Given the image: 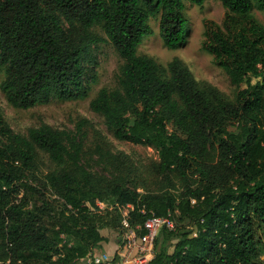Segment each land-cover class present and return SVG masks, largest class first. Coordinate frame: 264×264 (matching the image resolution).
<instances>
[{
	"label": "trees",
	"instance_id": "obj_1",
	"mask_svg": "<svg viewBox=\"0 0 264 264\" xmlns=\"http://www.w3.org/2000/svg\"><path fill=\"white\" fill-rule=\"evenodd\" d=\"M219 1L221 26L205 22L202 47L231 99L177 57L161 67L137 53L156 15L165 47L186 41L183 0H0V89L10 105L82 97L93 47L107 42L121 59L116 85L98 89L89 108L115 139L157 154V187L147 190L127 155L100 142L86 155L82 122L77 132L41 123L20 134L0 111V264H92L107 241L100 229L120 242L126 204L132 227L152 215L174 221L146 264H264V25L252 12L264 0ZM38 151L52 164L42 177Z\"/></svg>",
	"mask_w": 264,
	"mask_h": 264
},
{
	"label": "rangeland",
	"instance_id": "obj_2",
	"mask_svg": "<svg viewBox=\"0 0 264 264\" xmlns=\"http://www.w3.org/2000/svg\"><path fill=\"white\" fill-rule=\"evenodd\" d=\"M185 4L184 16L188 21L186 41L174 49L164 46L158 35L159 15L149 19L148 24L152 31L144 37L137 48L138 54H145L154 59L161 67L174 57L182 61L189 69L194 79L216 87L226 97L232 98L234 88L230 84L225 72L214 64L211 54L202 47L204 27L206 21L221 26L225 9L219 0H204L200 6L183 0ZM255 17L264 25V10L254 7ZM96 33L104 37L99 27ZM121 59L112 46L107 42L98 43L93 47V57L87 63V72L84 76V95L73 100H59L53 98L46 103L35 104L29 108H18L10 105L0 89V111L6 124L16 133L26 134L28 128L47 123L57 129H67L77 132L78 123L82 122L80 132H83L84 150L87 156L91 153L96 142L113 153H122L129 157L136 167L138 180L145 189H156V177L151 173L150 165L157 160L154 149L140 144L115 139L107 131L103 119L89 108V101L101 87L113 88L116 85V73ZM4 74L0 72V82ZM95 158V157H93ZM93 170L101 171V167L90 160ZM52 167L44 152L38 151V176L42 177ZM137 180V179H136ZM137 191L143 192L142 188ZM47 196L50 194L46 193ZM20 195L17 196L18 198ZM99 208L103 204L98 202ZM107 238L115 241L118 235L114 231L105 232ZM262 258L264 255L261 256Z\"/></svg>",
	"mask_w": 264,
	"mask_h": 264
},
{
	"label": "built area",
	"instance_id": "obj_3",
	"mask_svg": "<svg viewBox=\"0 0 264 264\" xmlns=\"http://www.w3.org/2000/svg\"><path fill=\"white\" fill-rule=\"evenodd\" d=\"M133 207L126 204L121 210L119 234L120 242L113 254L99 252L87 259L92 264H146L154 254L153 244L158 231L165 227L174 230L175 224L170 214L148 217L142 226L129 224V211ZM144 213V211H143ZM142 229V233L139 230Z\"/></svg>",
	"mask_w": 264,
	"mask_h": 264
},
{
	"label": "crops",
	"instance_id": "obj_4",
	"mask_svg": "<svg viewBox=\"0 0 264 264\" xmlns=\"http://www.w3.org/2000/svg\"><path fill=\"white\" fill-rule=\"evenodd\" d=\"M109 231L108 229H100V234L107 238L105 232ZM118 246L117 241H112L107 238V241L101 243V252H107L108 254H113Z\"/></svg>",
	"mask_w": 264,
	"mask_h": 264
}]
</instances>
